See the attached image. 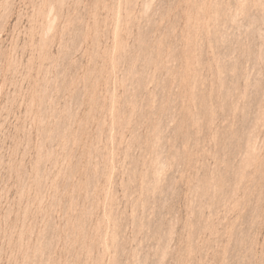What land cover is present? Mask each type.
Returning a JSON list of instances; mask_svg holds the SVG:
<instances>
[{
  "label": "rangeland",
  "instance_id": "rangeland-1",
  "mask_svg": "<svg viewBox=\"0 0 264 264\" xmlns=\"http://www.w3.org/2000/svg\"><path fill=\"white\" fill-rule=\"evenodd\" d=\"M0 264H264V0H0Z\"/></svg>",
  "mask_w": 264,
  "mask_h": 264
}]
</instances>
